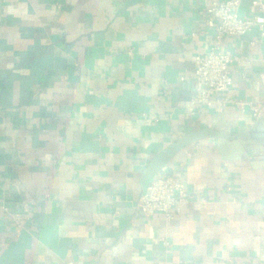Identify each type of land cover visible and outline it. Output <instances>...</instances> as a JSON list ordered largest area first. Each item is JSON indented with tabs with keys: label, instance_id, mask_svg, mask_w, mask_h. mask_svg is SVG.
Instances as JSON below:
<instances>
[{
	"label": "crops",
	"instance_id": "0c3cea01",
	"mask_svg": "<svg viewBox=\"0 0 264 264\" xmlns=\"http://www.w3.org/2000/svg\"><path fill=\"white\" fill-rule=\"evenodd\" d=\"M216 1L0 0V264H264V115L190 105ZM255 37L220 49L227 97L264 105ZM204 130L238 141L180 151L177 215H137L150 163Z\"/></svg>",
	"mask_w": 264,
	"mask_h": 264
},
{
	"label": "built area",
	"instance_id": "2783aa9c",
	"mask_svg": "<svg viewBox=\"0 0 264 264\" xmlns=\"http://www.w3.org/2000/svg\"><path fill=\"white\" fill-rule=\"evenodd\" d=\"M244 1L246 0L216 1L206 6L204 22L213 31V41L206 52L197 54L192 59L194 95L190 105L215 110L232 105L242 113L249 111L253 119H259L264 115V105L227 97L232 87L229 65L237 61V58L230 51L220 49L225 39L243 38L250 33L256 35L249 42L250 46L264 41V0H248L253 4L255 14L247 17L240 13ZM186 198L187 192L179 177L158 176L145 187L135 211L146 219L161 214L171 221ZM10 220L17 230H22L25 226V221L18 215H11Z\"/></svg>",
	"mask_w": 264,
	"mask_h": 264
},
{
	"label": "water",
	"instance_id": "95a60500",
	"mask_svg": "<svg viewBox=\"0 0 264 264\" xmlns=\"http://www.w3.org/2000/svg\"><path fill=\"white\" fill-rule=\"evenodd\" d=\"M206 138H215L220 141L222 145L225 142H235L238 141L237 138L230 139L222 134L214 133L211 130H204L198 132L189 133L172 144H170L165 150H163L151 163L147 170V174L151 177L154 175L163 176V167L180 151L187 148L188 146L194 144L195 142L206 139ZM242 146V145H241Z\"/></svg>",
	"mask_w": 264,
	"mask_h": 264
}]
</instances>
